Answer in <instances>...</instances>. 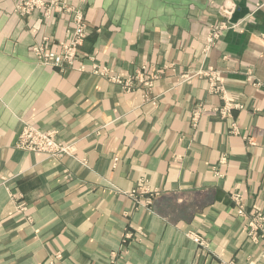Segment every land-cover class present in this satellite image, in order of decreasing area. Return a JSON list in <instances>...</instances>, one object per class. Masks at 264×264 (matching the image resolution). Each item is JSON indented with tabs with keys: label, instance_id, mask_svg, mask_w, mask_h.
Segmentation results:
<instances>
[{
	"label": "crops",
	"instance_id": "crops-1",
	"mask_svg": "<svg viewBox=\"0 0 264 264\" xmlns=\"http://www.w3.org/2000/svg\"><path fill=\"white\" fill-rule=\"evenodd\" d=\"M70 2L88 32L61 68L29 46L62 39L71 19L0 0V264H262L231 195L264 213V0ZM95 63L125 78L145 66L152 85L125 90ZM213 71L243 105L224 117ZM25 123L68 154L17 148Z\"/></svg>",
	"mask_w": 264,
	"mask_h": 264
},
{
	"label": "built area",
	"instance_id": "built-area-1",
	"mask_svg": "<svg viewBox=\"0 0 264 264\" xmlns=\"http://www.w3.org/2000/svg\"><path fill=\"white\" fill-rule=\"evenodd\" d=\"M22 1V0H19ZM20 4V2H19ZM38 5H41V2H37ZM18 7V4H17ZM46 14H49L48 9H42ZM224 11L226 13H231L232 7L230 5H226L224 7ZM77 20L80 22V16L77 18ZM78 31V36H77V41H80L79 39L84 38L81 34V26L77 25ZM222 26H217L213 27L211 31L208 34L207 37V48L210 46V44L219 36L220 30L223 29ZM81 37V38H80ZM48 56V55H46ZM44 57V56H43ZM42 59L44 62L46 61H52L55 64H58L60 62H65L59 55H50L48 57H45ZM95 73H101L103 74L104 72L101 70H96ZM152 77L148 75L147 77H144L141 73H137L133 78H127L126 80H121L119 77H113L112 79L117 81V82H122L126 90H131L133 88L134 80H137L139 82L142 81V84L146 85V87H150L152 84ZM208 79H209V90L213 93H217L221 96L223 99L224 103L218 107L216 110L221 116H227L230 115V112L232 109H240L243 107L241 103L238 101L230 100L226 96V91L224 89V86L221 81L220 74L216 71L210 72L208 74ZM254 85L258 87L264 88V78L255 81ZM144 100H149L150 96L148 94V91L144 94ZM197 112L194 113V117L196 116ZM231 129L233 132H236V127L233 125ZM16 147L26 150V151H34V152H45L49 154L50 156H58L63 154L64 152L66 153L68 151V146L64 145L56 139V135L54 131H49V130H40L36 127L32 126H25L19 134L17 135V139L15 141ZM134 192V190H133ZM232 199L236 203L237 206V213L239 215H244L245 214V207L243 203V197L240 192H234L232 193ZM21 205H19L20 207ZM23 208V206H21ZM246 229H247V234L249 239L254 242V243H260L262 246V259H263V264H264V215L261 212V210L258 207L254 206L253 213L251 214L250 217H247L246 220ZM191 238L199 243L202 244L203 241L200 236L198 235H191ZM49 264H55L53 261H50ZM229 264H233L230 262Z\"/></svg>",
	"mask_w": 264,
	"mask_h": 264
},
{
	"label": "rangeland",
	"instance_id": "rangeland-1",
	"mask_svg": "<svg viewBox=\"0 0 264 264\" xmlns=\"http://www.w3.org/2000/svg\"><path fill=\"white\" fill-rule=\"evenodd\" d=\"M12 1H13L12 12L21 16L22 18H29V17L33 16L35 13H40L45 18H49L52 15H60V16H67L71 19L72 27L66 30V35L62 39L53 40V39H49L48 37H44L41 39V41L33 42L29 46V50H30V53H32L35 60L37 62L43 64V65L52 66V67H61V68L65 67V66H67V67L74 66V64L78 61L79 53H80V47L83 45L84 40L87 36V32H88L87 21H86L85 13H84L83 9L80 6L74 5L73 3H71L70 0H22V1L12 0ZM19 2H20V4H19ZM37 2H41V5H38ZM17 4H18V7H17ZM45 8L49 10V14H46V12H44V10H42ZM223 9H224V7H223ZM79 16H80V22L77 20V18ZM77 25H80L82 27L81 28V34H82V36L84 35L83 36L84 38L79 39L80 41H77V36H78L77 35L78 32L76 33V31H78ZM55 54L59 55L65 62H60L58 64H55L52 61L44 62V60L42 59L43 56H44L43 58H45V57H48L50 55H55ZM46 55H48V56H46ZM78 68L80 70L84 69L83 63H79ZM144 68H145V66H141V69H139V71L137 70L134 75H129V76H127V78L128 79L133 78L137 73H141L144 77H147L142 72ZM95 69L101 70L104 73L103 74L95 73ZM92 73L95 75L103 76V77L107 78L109 81L119 84L123 89L126 90V88L124 87L122 82L121 83L117 82V81L113 80L112 78L113 77H119V79H121V80L122 79L126 80L127 78H125L124 76H121V75L110 74L107 67L100 65V64H96V63L92 64ZM150 76H153V75H150ZM153 78H154V76L152 77V79ZM208 81H209V79H208ZM137 82L142 84V81L141 82L137 81ZM144 86L146 87V85H144ZM150 87L149 88L146 87L147 90H149ZM222 117H224V116H222ZM25 126H32V125L25 123L21 127V129H23V127H25ZM32 127H34V126H32ZM36 128L40 129L39 127H36ZM21 129H20V131H21ZM40 130H43V129H40ZM49 131H54V130L50 129ZM19 132H18V134H19ZM55 135H56V132H55ZM58 142H60V141H58ZM67 146L69 148V145H67ZM31 152H34V151H31ZM45 154H47V153H45ZM63 154H68V151L66 153L64 152ZM63 154H61V155H63ZM47 155L50 156L49 154H47ZM61 155L50 156V157H59ZM134 192H137L136 189H134ZM131 193H133V190L131 191ZM243 203H244V200H243ZM20 205L23 206L22 204H20ZM235 205H236V203H235ZM21 206L19 208L23 209V208H21ZM254 206H252L250 214L247 213L246 209H245L244 215H239L237 213V206H236L237 216L244 218V229L246 230V232H247L246 220H247V217H250L251 214L253 213ZM244 207H245V203H244ZM255 207H258L261 210V208L259 206H255ZM261 212L263 213L262 210H261ZM263 215H264V213H263ZM195 243H197V242H195ZM197 244H199V243H197ZM257 244H259L261 246L260 243H257ZM261 249H262V246H261ZM261 261L263 264L262 252H261Z\"/></svg>",
	"mask_w": 264,
	"mask_h": 264
}]
</instances>
